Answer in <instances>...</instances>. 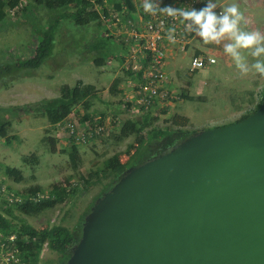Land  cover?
<instances>
[{"label": "rangeland", "instance_id": "374dc122", "mask_svg": "<svg viewBox=\"0 0 264 264\" xmlns=\"http://www.w3.org/2000/svg\"><path fill=\"white\" fill-rule=\"evenodd\" d=\"M233 2L244 12L245 23L242 27L264 34V0H217L220 7ZM8 12L5 19L0 20V68L4 65L3 71L0 69V109L21 103H34L43 97L58 95L61 93L62 85L73 86L81 79L95 84L99 89L98 97L93 99L91 107L95 116L102 115L115 120L107 132L96 141L78 145L81 162L78 169H74L69 156L62 151L69 144L65 132L58 124L52 126L45 118L33 113L7 115L13 120L8 133L9 137L13 138L8 141L7 138L0 137V184L8 189L21 191L32 183H38L47 193L54 182L64 183L68 178L71 183L70 198L67 201L37 216L19 213L15 221L18 224L28 223L39 229L54 224L72 228L102 188L101 183H96L83 189L80 173L91 167H102L104 160L116 152H124L122 161H126L129 157V154L125 153L127 147L137 145V134L121 137V128L125 120L139 119L144 114L129 109L126 100L128 86L124 80L119 87L125 91L117 95L110 91L115 78L118 76L125 78L130 61L122 64L112 54L111 63L107 62L103 67L96 66L93 54L86 46V43L93 39L95 27L86 30L67 24L63 19L53 54L36 69L17 71L10 65L13 66L12 62L15 59H25L32 53L36 43L33 24L46 20L48 12L42 7L33 14L30 10ZM102 31L105 32L106 29L103 28ZM118 33L121 35L118 31L109 34L118 38ZM189 41L186 50L176 55L175 62L180 66H176L175 75L170 77L172 85L181 89L180 93L186 89L193 98L184 99L181 96L173 103L174 106L160 107L152 111L150 122L153 121V117H158V120H154L152 125L145 128V135H148L153 125L162 127L169 125L174 113L186 114L189 117L187 128L194 131L230 124L250 112L261 100L264 76L254 72L241 74L231 56L223 51V44L228 42L227 39L222 40L220 44L205 45L194 33ZM120 43L121 38L118 39V45ZM122 48L125 49L124 46ZM198 51L204 54L216 51L217 62L190 71L191 57ZM242 51L248 52L246 49ZM248 60L251 62L252 57L249 56ZM2 114L3 110H0V116ZM84 114L85 110L77 106L66 119L81 120ZM49 130L58 139L59 151L56 153H51L42 142L43 136ZM134 149L131 148L130 152ZM33 154L38 157L37 163L25 164L23 157ZM6 165L21 168L24 180L15 182L13 178L6 176L3 172ZM77 185L79 187L74 190ZM37 264H60L58 253L46 245Z\"/></svg>", "mask_w": 264, "mask_h": 264}, {"label": "water", "instance_id": "95a60500", "mask_svg": "<svg viewBox=\"0 0 264 264\" xmlns=\"http://www.w3.org/2000/svg\"><path fill=\"white\" fill-rule=\"evenodd\" d=\"M64 264H264V97L127 167Z\"/></svg>", "mask_w": 264, "mask_h": 264}, {"label": "trees", "instance_id": "16d2710c", "mask_svg": "<svg viewBox=\"0 0 264 264\" xmlns=\"http://www.w3.org/2000/svg\"><path fill=\"white\" fill-rule=\"evenodd\" d=\"M111 1V0H110ZM104 0H0V20H4L8 15V11L13 10V13L19 10L30 12L33 14L39 7L44 8L48 13L46 20L33 24V36L36 39L32 53L25 59H15L10 65L16 69H36L49 58L54 51L55 42L58 31L62 25L63 19L66 23L82 27L90 30L95 27V33L91 42H87V49L92 52L95 65L103 67L107 64L110 54L115 50L113 37L109 34L103 16H110L108 11H103ZM125 6L124 13L121 14L124 19H133V13L129 6L131 0H121ZM120 2L115 0V9L121 10ZM203 3L201 7H203ZM106 31H102V29ZM114 49V50H113ZM197 54H201L199 51ZM4 69V65L0 68ZM0 71V72H1ZM129 72V71H128ZM131 74H133L131 72ZM123 78H115L111 85L110 91L113 95L123 92L119 86ZM125 91V90H124ZM99 89L95 84L84 82L78 79L73 86L64 84L61 87V93L52 97H43L34 103H21L11 107H2L3 114L0 116V137L7 138L10 141L13 137H9V129L12 127V119L9 115H20L22 113H33L45 118L52 126L66 120V118L78 106L85 110L81 121L93 119L95 113L92 112L93 99L98 97ZM182 98L192 99V95L188 91L183 90ZM264 97V88L262 91L261 100L257 105L246 114L242 115L238 120L243 119L255 112L261 105ZM167 112V110H163ZM151 113V112H150ZM150 113L140 116L139 119H127L122 124L121 137H128L133 133L137 134V145H129L125 153L129 154L126 161H122L124 152H116L107 157L103 166L99 168L91 167L88 170L80 173V178L83 180L82 188L101 183L102 188L96 194L90 204L87 205L86 212H83L77 223L72 227H66L62 224H54L44 228H36L28 223L18 224L15 220L18 219V214L37 216L45 212L47 209L56 207L57 205L67 201L70 196L69 187L70 179L63 182H54L50 190L46 193L42 185L32 183L20 190L7 188V195L14 193L12 201L3 192L0 193V231L3 232V238L7 242H12L8 238L14 233L16 238L13 240L18 254L23 259L25 264H37L41 257V252L47 245L49 249L58 253V261L65 263L70 255L72 245L80 238L82 234L81 223L85 214L90 210L95 199L99 197L109 186H111L121 175V173L129 166L137 164L155 153L162 152L179 140L186 137L194 130H189L187 125L189 117L181 113H174L171 116L170 124L166 127L161 125H153L145 135V128L153 124L158 117H153L150 122ZM8 115V116H7ZM43 144L51 153L59 151L57 146L58 139L47 131L42 138ZM69 145L62 149L69 156L70 163L74 169H78L81 162V153L78 145L68 142ZM131 148H135L130 152ZM25 164H36L38 157L36 155L24 156ZM6 176L13 178L15 182L24 180L23 170L19 167L6 165L3 168ZM2 185L0 184V187ZM79 186H75L74 190ZM2 195V196H1Z\"/></svg>", "mask_w": 264, "mask_h": 264}, {"label": "built area", "instance_id": "2783aa9c", "mask_svg": "<svg viewBox=\"0 0 264 264\" xmlns=\"http://www.w3.org/2000/svg\"><path fill=\"white\" fill-rule=\"evenodd\" d=\"M139 1L144 25L140 29L141 32L136 33L135 36L138 38L139 47L137 50L142 55L143 64L135 67L138 75L128 83L126 100L131 111L146 114L160 107L172 105L181 98V93L170 87L171 78L166 69L167 62L171 58L170 44H176L182 51H185L189 38L194 33L185 31L184 25L180 23L178 17L173 19L160 13L155 15L145 13L141 5L143 0ZM159 2L161 6L200 8L203 0H159ZM170 25L176 27L175 43H170L166 36V30ZM216 62L215 55L195 54L191 58L189 69L195 71ZM114 121V119L110 120L108 117L96 115L93 119H86L83 122L66 119L58 123V126L65 132L67 142L87 145L104 135ZM7 191L5 185L0 187V192L7 195ZM8 198L12 201L14 193ZM15 238L16 235L12 233L8 238L12 242H7L3 238V232L0 231V264H25L14 246Z\"/></svg>", "mask_w": 264, "mask_h": 264}, {"label": "clouds", "instance_id": "9594fccd", "mask_svg": "<svg viewBox=\"0 0 264 264\" xmlns=\"http://www.w3.org/2000/svg\"><path fill=\"white\" fill-rule=\"evenodd\" d=\"M203 1V7L200 8H177L172 5L161 6L159 0H143L142 8L145 13L152 15L160 13L173 19L178 17L185 31L195 33L205 45L220 44L227 39L223 51L231 56L241 74L254 72L264 76V34L242 27L245 23L244 12L235 2L220 7L217 0ZM175 32L174 25L166 30L170 43L176 42ZM245 49L247 53L242 51ZM249 56L252 57L251 62Z\"/></svg>", "mask_w": 264, "mask_h": 264}, {"label": "crops", "instance_id": "0c3cea01", "mask_svg": "<svg viewBox=\"0 0 264 264\" xmlns=\"http://www.w3.org/2000/svg\"><path fill=\"white\" fill-rule=\"evenodd\" d=\"M118 2L121 3V0H118ZM132 5L130 4L129 8L133 13V19H124L122 18L121 14L124 13L125 6L120 4L121 10L115 9V0H104L103 2V11H108L110 13V16H103L105 24L108 26L109 33L114 34L115 31H118L121 33V35H118V38L116 35H111L114 39L115 43V50L113 51V57L117 58L119 62L122 64H125L127 61H130V66H128V70L126 72L125 78L123 80L125 83H127V86L129 87L128 83L131 79H134L138 75V71L135 67H137L140 64H143L142 55L137 50L139 47L137 41L138 38L135 36L136 33L141 32L140 29L144 25L143 16L141 14L140 10V1L139 0H131ZM142 5V1H141ZM119 18V20H118ZM112 19V21H110ZM122 39V43L118 45V39ZM190 43V41H189ZM189 43H187V47L189 46ZM122 46L125 47V49L122 48ZM171 49V58L168 60L166 69L169 73V75L173 76L175 75L177 69L176 66H180L178 62H175L176 55L181 52L182 50L176 45V44H170ZM204 50V49H203ZM206 52V50H204ZM212 55H218L215 52H211ZM112 54H110L111 56ZM108 63H111V58L108 60ZM129 71V72H128ZM131 72L133 74H131ZM125 74V72H124ZM119 77V76H118ZM173 82L171 80L170 87L175 91H180L181 89H177L175 86L172 85ZM128 89V88H127ZM175 104L169 105L174 106ZM186 115V114H185Z\"/></svg>", "mask_w": 264, "mask_h": 264}]
</instances>
